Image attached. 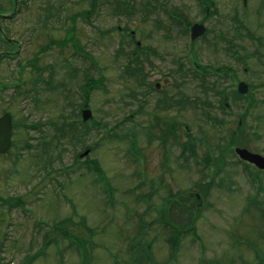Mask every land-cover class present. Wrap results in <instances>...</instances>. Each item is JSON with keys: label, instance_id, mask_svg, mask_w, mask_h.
Here are the masks:
<instances>
[{"label": "rangeland", "instance_id": "1", "mask_svg": "<svg viewBox=\"0 0 264 264\" xmlns=\"http://www.w3.org/2000/svg\"><path fill=\"white\" fill-rule=\"evenodd\" d=\"M112 1L0 0V116L9 113L14 126L13 147L0 154V264L264 263V241L257 240L264 236L263 202L248 200L255 183L232 154L236 145L264 156V0L245 6L215 0L204 22L208 32L197 43L202 62L238 68L224 39L238 35L234 26L242 33L233 44L249 69L238 72L255 89L237 127L244 101L220 109L212 91L172 62L186 51V38L148 31V16L169 22L166 14H152L150 0H119L118 8ZM157 1L167 10L178 7L190 22L201 15L193 0ZM116 26L134 31V43ZM167 70L170 87L157 93L148 83ZM98 79L102 86L94 88ZM84 104L91 112L86 122ZM157 117L177 127L182 144L167 141ZM131 134L143 166L127 151ZM203 140L214 151L224 148L222 187L219 177L206 184L214 170H190L186 152L181 170H162L170 143L192 141L203 154ZM179 153L171 147V160ZM162 183L182 192L168 211L172 223L189 228L178 241L158 221L167 195Z\"/></svg>", "mask_w": 264, "mask_h": 264}, {"label": "water", "instance_id": "2", "mask_svg": "<svg viewBox=\"0 0 264 264\" xmlns=\"http://www.w3.org/2000/svg\"><path fill=\"white\" fill-rule=\"evenodd\" d=\"M244 2H245V0H244ZM192 30H194V34L196 36L201 35L203 33V28L200 26H197V25L193 26ZM245 88H246L245 85H243V84L239 85L240 91L244 92ZM82 116H83V121H86L87 119L90 118L91 113L89 110H84L82 112ZM11 128H12L11 117L9 116V114H4L0 118V153L5 152L10 146ZM85 153H87V152H85ZM237 153L240 157L254 162L260 168H264V159H262L260 156L250 154L249 152H247L244 149L243 150H237Z\"/></svg>", "mask_w": 264, "mask_h": 264}, {"label": "trees", "instance_id": "3", "mask_svg": "<svg viewBox=\"0 0 264 264\" xmlns=\"http://www.w3.org/2000/svg\"><path fill=\"white\" fill-rule=\"evenodd\" d=\"M115 4V3H114ZM115 6H117L116 4H115ZM89 13L90 12H87V14L86 13H84V18L87 20L88 19V17H89ZM85 14H86V16H85ZM71 40H73L72 38H71ZM137 49H138V47H137ZM121 51H122V47H120L119 49H118V52L119 53H121ZM139 71V70H138ZM138 71H137V73H138ZM128 73V72H127ZM137 81H139V79L137 78ZM95 82H97V80L96 81H94V83ZM93 86V84H88L87 85V90H89V89H91V87ZM83 107H86V104H84L83 105ZM215 173V172H214ZM99 176H101V175H99ZM219 184H221V182L220 183H218V185ZM172 200V195H171V193L170 192H168V195H167V197H166V206H168L169 205V203H170V201ZM165 212H166V210L164 209L163 210V213L165 214Z\"/></svg>", "mask_w": 264, "mask_h": 264}, {"label": "flooded vegetation", "instance_id": "4", "mask_svg": "<svg viewBox=\"0 0 264 264\" xmlns=\"http://www.w3.org/2000/svg\"><path fill=\"white\" fill-rule=\"evenodd\" d=\"M183 65H185V63L182 61L181 62V66L184 68V66ZM179 64H176V68L178 69L179 68ZM166 74H169V72H165V73H163V74H161V76L159 77V79H157L156 81H155V83H153L154 85H156V86H161V85H163L164 83H166L167 82V79H166ZM152 84V85H153ZM242 121H243V119H240V123H242ZM219 152H224V148L222 147V149L221 150H219Z\"/></svg>", "mask_w": 264, "mask_h": 264}]
</instances>
